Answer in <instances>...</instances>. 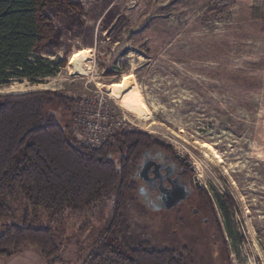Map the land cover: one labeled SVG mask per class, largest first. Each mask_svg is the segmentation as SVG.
<instances>
[{"label":"rangeland","instance_id":"374dc122","mask_svg":"<svg viewBox=\"0 0 264 264\" xmlns=\"http://www.w3.org/2000/svg\"><path fill=\"white\" fill-rule=\"evenodd\" d=\"M72 1L82 9L47 6L61 44L54 54L41 50L65 65L36 83L11 79L0 96L53 90L74 98L102 88L127 130L146 132L190 161L218 221L197 190L184 209L170 212L139 195L130 205L136 238L186 246L192 264H264V0ZM75 57L81 69L70 65ZM10 86L19 91H1ZM226 195L235 201L228 212ZM113 205L106 199L90 208L94 219L72 210L50 217L18 194L0 225L22 224L29 209V225L53 229L65 264H83L105 235ZM0 264L46 260L27 243L0 255Z\"/></svg>","mask_w":264,"mask_h":264},{"label":"trees","instance_id":"16d2710c","mask_svg":"<svg viewBox=\"0 0 264 264\" xmlns=\"http://www.w3.org/2000/svg\"><path fill=\"white\" fill-rule=\"evenodd\" d=\"M49 4L82 9L72 0H0V85L14 78L36 83L65 65L41 54L46 47L54 54L61 44L60 32L47 12ZM0 98L4 102L0 106V221L12 212L10 200L18 194L27 206L50 217L72 210L85 211L94 219L90 208L112 199L105 235L83 264L194 262L186 246H156L149 239L139 240L132 231L130 205L139 201V195L146 203L137 181L145 154L172 152L169 146L140 130H118L96 149L84 146L73 130L75 100L62 91ZM200 194L216 220L211 199L203 190ZM234 205L226 195L223 209L228 212ZM25 215L22 224L0 225V255L12 256L30 243L40 248L46 264H65L63 245L53 229L29 225V209ZM220 237L224 238L222 229Z\"/></svg>","mask_w":264,"mask_h":264},{"label":"flooded vegetation","instance_id":"af4514ba","mask_svg":"<svg viewBox=\"0 0 264 264\" xmlns=\"http://www.w3.org/2000/svg\"><path fill=\"white\" fill-rule=\"evenodd\" d=\"M146 162H150L151 164L147 169V175L142 176L141 171ZM191 172H193V168L188 159H181L170 151H149L145 154V158L137 174L139 192L146 200L147 205L159 209L165 208L162 197L166 191L170 190L173 186H183L190 191V195L181 201L178 206L171 209L165 208L169 212L176 209L182 210L196 190L200 196V192L198 191L200 185L196 182L195 176L192 179ZM193 212L198 213L194 208Z\"/></svg>","mask_w":264,"mask_h":264},{"label":"built area","instance_id":"2783aa9c","mask_svg":"<svg viewBox=\"0 0 264 264\" xmlns=\"http://www.w3.org/2000/svg\"><path fill=\"white\" fill-rule=\"evenodd\" d=\"M135 2V1H133ZM76 115L73 130L84 146L101 147L118 130H127L124 118L114 113L109 94L98 88L94 94H74ZM231 264H240L233 259Z\"/></svg>","mask_w":264,"mask_h":264},{"label":"water","instance_id":"95a60500","mask_svg":"<svg viewBox=\"0 0 264 264\" xmlns=\"http://www.w3.org/2000/svg\"><path fill=\"white\" fill-rule=\"evenodd\" d=\"M4 102L0 98V106L3 105ZM150 162H146L142 171L141 175H147V169L150 166ZM190 195V191H188L183 186H173L170 190L166 191L164 196L162 197L164 202V207L166 209H171L175 206H178L181 201L185 200Z\"/></svg>","mask_w":264,"mask_h":264},{"label":"bare ground","instance_id":"6f19581e","mask_svg":"<svg viewBox=\"0 0 264 264\" xmlns=\"http://www.w3.org/2000/svg\"><path fill=\"white\" fill-rule=\"evenodd\" d=\"M74 65V67H77V69H81L80 62L78 61V57H75L70 60V65ZM4 93H10V92H17L19 91V88L16 86H10L9 88L5 87L3 90H1Z\"/></svg>","mask_w":264,"mask_h":264}]
</instances>
